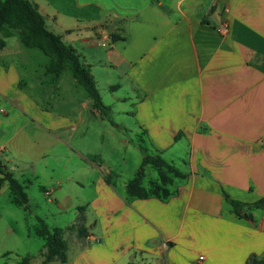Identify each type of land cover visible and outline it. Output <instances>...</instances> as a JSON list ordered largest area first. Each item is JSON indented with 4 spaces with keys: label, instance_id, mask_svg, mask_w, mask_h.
Segmentation results:
<instances>
[{
    "label": "crops",
    "instance_id": "0c3cea01",
    "mask_svg": "<svg viewBox=\"0 0 264 264\" xmlns=\"http://www.w3.org/2000/svg\"><path fill=\"white\" fill-rule=\"evenodd\" d=\"M33 1L97 87L96 64L108 71L107 85L131 121L116 124L104 103L111 121L93 109L104 128L88 130L77 142L71 114H54L40 101L47 87L55 88L56 99L64 97L62 76L53 86L45 74L49 62L37 63V53L28 57L8 42L0 50V160L27 188L41 178L38 158L58 161L61 153L66 161L53 188L39 185L59 213L74 209L66 226H51L63 229L67 261L46 262L44 246L39 255L29 253L27 264H247L264 258V209L249 211L254 220L238 217L224 195L243 203L264 197V0ZM93 50L98 63L90 60ZM73 83L75 94L81 86ZM82 104L92 106V100ZM115 130L136 138L122 136L114 146ZM140 140L186 174L173 179L168 199L130 198L131 178L112 176L103 153L140 148ZM180 142L185 156L173 153L168 160L165 154ZM59 143L63 152L55 150ZM23 152L30 156L20 167L10 154Z\"/></svg>",
    "mask_w": 264,
    "mask_h": 264
},
{
    "label": "rangeland",
    "instance_id": "374dc122",
    "mask_svg": "<svg viewBox=\"0 0 264 264\" xmlns=\"http://www.w3.org/2000/svg\"><path fill=\"white\" fill-rule=\"evenodd\" d=\"M2 39L6 40L9 44V48H19L27 53V56L30 57L31 54L37 53L38 57H36V62H40L41 64H47L49 62V58L43 54V52L39 49H28L26 48L20 39L19 31L5 27L0 35ZM102 51V49L100 48ZM104 50L102 51V53ZM97 53V52H96ZM95 51L91 52L90 60L91 62L98 63L96 57H94ZM101 54V53H100ZM98 53V57L100 56ZM97 66L94 69V74L96 76L98 82V88L100 89L101 96L103 97L104 103L110 105L113 108V119L116 124H121L122 121L129 122L131 118L123 117V114L120 111V107L124 104L122 102L117 101L113 97V93L111 91L110 86L107 85V79L109 78V73L106 69H104L100 64H96ZM44 70V69H43ZM113 83L117 84V77H114ZM74 81H76L73 73L69 70H66L62 74V90H60V95H64L61 99H56L58 92L53 87L46 88V95L41 97L40 101L43 103V107L46 108L49 106L50 110L53 111L54 114H59L60 112H64L63 114L70 113L68 116L69 119H74L77 122V125L73 127L75 130V140L80 139V135L84 134L88 130L95 128L100 131L103 130L104 124L100 120L101 118L98 115L93 113V108L90 105H83L84 101H90L91 98L88 96L87 92L84 88L80 87L77 93L74 94ZM54 86V85H53ZM77 91V90H76ZM74 94L77 99H74V107L70 110V103H72V96ZM123 91H120L119 94H122ZM70 99V100H69ZM130 107V105H128ZM81 114L83 120L86 122L82 123L81 120H78L76 115ZM76 118V119H75ZM115 124V125H116ZM111 128L112 126L108 124ZM12 128V125H8ZM64 133V132H62ZM61 133V134H62ZM115 136L112 137L111 142L114 144L118 143L120 137L124 136L125 139L128 137H132L135 140V136L131 135L130 132H124V134L120 130H115ZM11 133H7L6 137H10ZM1 136V135H0ZM109 137V136H108ZM144 138V136H141ZM111 139V137L109 138ZM95 141V139H93ZM141 144V140L139 142ZM59 149L58 152H63L64 145L62 143L58 144ZM186 145L183 142L178 143L172 151L167 152L165 157L170 160L173 153L182 154V157L185 156ZM141 148V147H140ZM139 147H133L132 149H121L118 147L116 152L107 151V153H103L104 157L107 158V161L110 163L112 167V176L120 175L123 178H133L134 173L138 171L140 167L143 157L144 151ZM150 153V152H149ZM60 159L57 161L52 157H48L45 160L42 158H38L40 160L37 163V168L39 169L41 178L40 180L35 181L33 185H27L26 193L29 196V206H20L13 202V196L8 184H4L0 188V264H21L22 260L31 255H39L45 246V240L39 236L36 231L40 228V219H44L50 226L59 225L66 226V223L71 222L74 209L70 207V211L68 213H59L58 205L56 202L48 200V196H45L43 190L40 188L39 184L42 186H46L48 188H53L54 178L58 175H61L62 164L65 163L66 159L60 153L58 154ZM30 156L29 154L26 155ZM11 159L17 158L16 163L24 166V162L26 161L25 154L23 152L22 157L19 153L10 154ZM25 160V161H24ZM44 161V163H43ZM47 164V166L45 165ZM61 164V165H59ZM177 166L181 169L185 170L186 167L179 161L176 162ZM51 165H54L55 171L51 169ZM188 169V168H187ZM132 170L133 173L129 175V171ZM158 176L157 170L153 167H147L146 169V177L144 179V184L149 182V186H151L155 181V178ZM119 177V178H122ZM130 180V179H129ZM19 181H22V179ZM159 181V178H158ZM71 196L73 200H70V203H75L76 201V191L70 190ZM59 191L57 194H60ZM52 199V198H51Z\"/></svg>",
    "mask_w": 264,
    "mask_h": 264
},
{
    "label": "trees",
    "instance_id": "16d2710c",
    "mask_svg": "<svg viewBox=\"0 0 264 264\" xmlns=\"http://www.w3.org/2000/svg\"><path fill=\"white\" fill-rule=\"evenodd\" d=\"M5 27L18 30L21 42L26 48L39 49L49 58L45 74L50 78L51 85H56L66 70L71 71L78 85L84 88L91 98L93 109L99 110L111 121L110 107L104 104L89 67L75 49L63 40L62 35L47 27L45 16L33 0H0V34ZM112 39L116 41L118 37L113 35ZM5 46L6 41L0 38V50ZM140 147L145 154L137 173L127 183V195L130 198L168 199L171 195L168 186L172 184L173 179L185 177L186 174L167 162L161 155L150 154L142 142ZM147 166L156 169L159 175V181L154 182L151 186L144 184ZM4 184L9 185L14 203L20 206H29L25 185L16 179L0 160V188ZM224 195L238 217L254 220L253 214L249 211L264 209V197L252 203H243L230 198L226 192ZM36 233L45 240L46 262L56 258L62 262L67 261V244L62 228L51 227L44 219H40V228ZM29 259V257H25L21 264H27ZM247 264H264V258L252 257Z\"/></svg>",
    "mask_w": 264,
    "mask_h": 264
},
{
    "label": "built area",
    "instance_id": "2783aa9c",
    "mask_svg": "<svg viewBox=\"0 0 264 264\" xmlns=\"http://www.w3.org/2000/svg\"><path fill=\"white\" fill-rule=\"evenodd\" d=\"M222 30H223L224 32H226V31L228 30V26H227V25H223ZM201 259H202V258H201Z\"/></svg>",
    "mask_w": 264,
    "mask_h": 264
}]
</instances>
